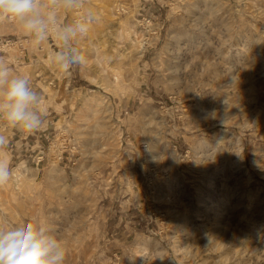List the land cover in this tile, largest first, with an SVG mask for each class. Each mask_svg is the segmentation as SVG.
I'll return each instance as SVG.
<instances>
[{
  "label": "rangeland",
  "instance_id": "obj_1",
  "mask_svg": "<svg viewBox=\"0 0 264 264\" xmlns=\"http://www.w3.org/2000/svg\"><path fill=\"white\" fill-rule=\"evenodd\" d=\"M89 8L101 19L70 75L55 41L0 21L15 40L0 58L45 113L32 134L0 118V231L46 224L64 264H264V0Z\"/></svg>",
  "mask_w": 264,
  "mask_h": 264
},
{
  "label": "clouds",
  "instance_id": "obj_2",
  "mask_svg": "<svg viewBox=\"0 0 264 264\" xmlns=\"http://www.w3.org/2000/svg\"><path fill=\"white\" fill-rule=\"evenodd\" d=\"M70 13L81 14L71 22H61V15ZM100 19L97 11H84V0H0V21L17 25L33 48L55 41L50 64L63 75H70L73 68L86 63L87 57L77 42ZM41 104L42 96L29 77L16 74L0 58V118L27 134L38 132L45 122ZM8 144L7 137L0 134V149ZM145 151H151L149 144H145ZM12 177L8 163L0 160V186ZM65 257L64 244L46 224L27 221L0 231V264H64Z\"/></svg>",
  "mask_w": 264,
  "mask_h": 264
},
{
  "label": "built area",
  "instance_id": "obj_3",
  "mask_svg": "<svg viewBox=\"0 0 264 264\" xmlns=\"http://www.w3.org/2000/svg\"><path fill=\"white\" fill-rule=\"evenodd\" d=\"M13 43H15V40L13 38H0V53H6L7 51H9V48Z\"/></svg>",
  "mask_w": 264,
  "mask_h": 264
},
{
  "label": "crops",
  "instance_id": "obj_4",
  "mask_svg": "<svg viewBox=\"0 0 264 264\" xmlns=\"http://www.w3.org/2000/svg\"><path fill=\"white\" fill-rule=\"evenodd\" d=\"M40 152V150H38Z\"/></svg>",
  "mask_w": 264,
  "mask_h": 264
}]
</instances>
